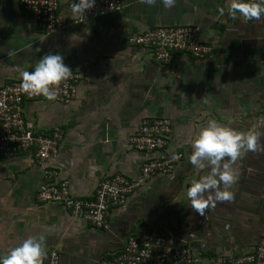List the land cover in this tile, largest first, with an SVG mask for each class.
<instances>
[{
    "label": "crops",
    "instance_id": "0c3cea01",
    "mask_svg": "<svg viewBox=\"0 0 264 264\" xmlns=\"http://www.w3.org/2000/svg\"><path fill=\"white\" fill-rule=\"evenodd\" d=\"M122 2L120 12L83 22L63 3L58 15L64 27L48 35L15 2L0 5V86L20 81L19 71H31L49 52L79 74L68 103L39 97L22 104L21 116L35 131L60 126L64 136L57 157L43 163L32 152L0 156V253L27 234L44 233V250H57L59 264H97L117 252L138 223L193 238V249L207 258L199 264L249 251L264 236V16L233 19L227 0H176L170 9L161 0L151 6ZM165 24L197 26V38L211 52L203 58L178 52L158 63L149 49L132 43L144 29ZM163 116L172 122L167 146L148 153L134 149L128 138L141 120ZM210 118L261 136L255 151H244L232 164L237 179L231 200L202 216L185 190L191 178L207 171L195 169L188 156L191 138ZM173 151L184 153L173 172L143 181L113 207L108 229L35 198L48 180L45 168L68 178L73 196L88 198L101 180L115 173L139 179L147 157Z\"/></svg>",
    "mask_w": 264,
    "mask_h": 264
},
{
    "label": "built area",
    "instance_id": "2783aa9c",
    "mask_svg": "<svg viewBox=\"0 0 264 264\" xmlns=\"http://www.w3.org/2000/svg\"><path fill=\"white\" fill-rule=\"evenodd\" d=\"M6 2H15L29 12L43 35L55 33L64 27L58 15L61 4L73 10V0H0V5ZM122 8V0H95L94 5L85 11V20L112 15ZM197 32L198 27L192 24L157 25L144 29L131 41L149 49L156 62L168 63L178 52L195 58H203L211 52V45L198 39ZM78 79L79 74L71 71L68 79L51 89L55 93L54 98L66 103L71 101L76 94ZM39 97L43 96H30L22 92L17 80L0 86V156L32 152L40 163L57 157L64 136L63 128L54 126L49 132H37L21 116L23 102ZM171 131L170 118L144 117L128 141L134 149L148 153L164 149ZM173 154L175 159L171 158ZM183 156L181 151L169 152L161 157L149 156L140 166L139 179L115 173L101 180L94 195L88 198L73 196L69 179L59 177L54 167L45 168L44 174L48 180L37 189L35 198L39 202L60 204L74 217L84 219L95 228L108 229L109 212L113 207L124 204L127 196L143 181L157 175L171 174ZM192 239L169 235L139 224L126 235L117 252L99 259L97 264H199L207 258L193 249ZM44 252L42 264H59L57 250ZM214 260L217 264H264V236L249 251L232 258L216 257Z\"/></svg>",
    "mask_w": 264,
    "mask_h": 264
},
{
    "label": "clouds",
    "instance_id": "9594fccd",
    "mask_svg": "<svg viewBox=\"0 0 264 264\" xmlns=\"http://www.w3.org/2000/svg\"><path fill=\"white\" fill-rule=\"evenodd\" d=\"M176 0H161L164 8L174 7ZM95 0H73L72 9L77 21L85 20V11ZM151 6L154 0H142ZM220 15L225 8L217 9ZM227 14L233 19L242 18L244 22L264 16V0H227ZM31 71L20 70V89L28 95H41L54 99L51 90L62 80L71 76V69L64 63L59 53H46L32 66ZM261 132L255 129L236 130L227 124L210 118L190 140L189 163L197 170L207 171L189 180L185 196L190 207L204 216L205 210L215 207L217 202L231 200L229 190L237 177L232 164L244 151H255ZM175 159L173 154L171 157ZM227 229V225L225 226ZM45 234H27L7 251L0 253V264H42Z\"/></svg>",
    "mask_w": 264,
    "mask_h": 264
},
{
    "label": "rangeland",
    "instance_id": "374dc122",
    "mask_svg": "<svg viewBox=\"0 0 264 264\" xmlns=\"http://www.w3.org/2000/svg\"><path fill=\"white\" fill-rule=\"evenodd\" d=\"M140 223H138L137 225H139ZM142 224V223H141ZM205 260L203 259L202 260V262L201 263H203ZM207 262V261H206ZM212 263H214V264H217L216 262H215V260L214 261H212Z\"/></svg>",
    "mask_w": 264,
    "mask_h": 264
}]
</instances>
